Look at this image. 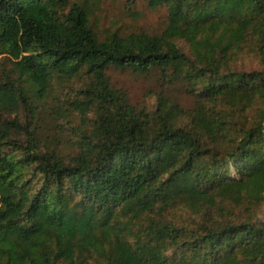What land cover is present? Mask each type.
Returning <instances> with one entry per match:
<instances>
[{"label": "trees", "instance_id": "1", "mask_svg": "<svg viewBox=\"0 0 264 264\" xmlns=\"http://www.w3.org/2000/svg\"><path fill=\"white\" fill-rule=\"evenodd\" d=\"M103 1L0 0V264H264V0H147L155 35L101 34ZM109 69L194 104L134 106ZM51 104L80 120L69 157L39 133Z\"/></svg>", "mask_w": 264, "mask_h": 264}, {"label": "rangeland", "instance_id": "2", "mask_svg": "<svg viewBox=\"0 0 264 264\" xmlns=\"http://www.w3.org/2000/svg\"><path fill=\"white\" fill-rule=\"evenodd\" d=\"M166 8L152 10L148 7L147 0H139L136 6L128 10L126 0H104L100 12H98V31L101 34L118 31L120 34L146 33L155 35L165 29L167 22ZM246 71L260 68L252 59L245 60L243 65ZM108 75L113 85L126 93L134 106H145L149 109L155 106L158 96L164 94L170 100L184 108H190L194 104L185 90V84H165L160 76V71L155 70L150 75H140L128 70L109 69ZM82 82L75 80L68 82L56 80V95L61 99L73 98L75 90L81 87ZM52 97L48 99L51 102ZM46 107L38 115V130L42 138L51 148L55 149L63 157H69L75 152L74 143L75 128L79 124L76 114L70 113L68 117L57 115L54 108ZM173 216L182 223L189 221L186 212H174Z\"/></svg>", "mask_w": 264, "mask_h": 264}]
</instances>
